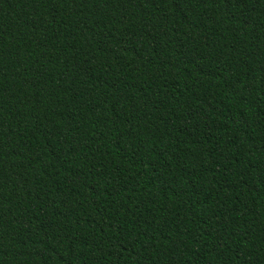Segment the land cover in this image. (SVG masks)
Wrapping results in <instances>:
<instances>
[{
  "label": "trees",
  "instance_id": "trees-1",
  "mask_svg": "<svg viewBox=\"0 0 264 264\" xmlns=\"http://www.w3.org/2000/svg\"><path fill=\"white\" fill-rule=\"evenodd\" d=\"M0 264H264V0H0Z\"/></svg>",
  "mask_w": 264,
  "mask_h": 264
}]
</instances>
